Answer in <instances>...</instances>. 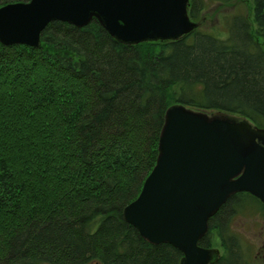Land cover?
Segmentation results:
<instances>
[{"label": "trees", "instance_id": "16d2710c", "mask_svg": "<svg viewBox=\"0 0 264 264\" xmlns=\"http://www.w3.org/2000/svg\"><path fill=\"white\" fill-rule=\"evenodd\" d=\"M250 2L225 37L197 27L126 44L93 18L49 22L37 47L0 43V264H181L122 210L156 161L170 87L176 103L264 128V0ZM247 200L264 209L238 192L209 217L198 244L219 239L214 264H251L231 231Z\"/></svg>", "mask_w": 264, "mask_h": 264}, {"label": "water", "instance_id": "95a60500", "mask_svg": "<svg viewBox=\"0 0 264 264\" xmlns=\"http://www.w3.org/2000/svg\"><path fill=\"white\" fill-rule=\"evenodd\" d=\"M189 0H29L0 6V43L40 45L53 20L82 27L95 18L126 44L175 40L203 22ZM154 166L122 216L152 244L169 243L181 264H214L199 239L227 198L247 192L264 205V128L245 117L209 115L175 103L165 112Z\"/></svg>", "mask_w": 264, "mask_h": 264}, {"label": "rangeland", "instance_id": "374dc122", "mask_svg": "<svg viewBox=\"0 0 264 264\" xmlns=\"http://www.w3.org/2000/svg\"><path fill=\"white\" fill-rule=\"evenodd\" d=\"M202 1V9L199 11L197 19L200 20V18L203 17V22L198 26V29L220 37H225L233 16L251 13L252 5L250 0H232L225 4L214 0ZM188 10L189 5L187 11ZM262 46L264 47V43ZM149 47L153 50L158 46ZM46 48L51 50L50 46ZM175 92L176 86H172L168 89V107L176 103ZM231 231L239 236L244 254L248 256L249 262L251 264H264V209L261 210L257 202L253 200H247L245 202V206L241 209V213H237L231 220ZM218 242L219 239L214 237L212 247L219 248L222 254V248Z\"/></svg>", "mask_w": 264, "mask_h": 264}]
</instances>
